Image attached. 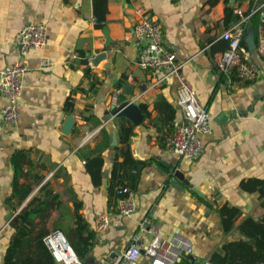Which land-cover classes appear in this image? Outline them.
Masks as SVG:
<instances>
[{
  "label": "crops",
  "instance_id": "0c3cea01",
  "mask_svg": "<svg viewBox=\"0 0 264 264\" xmlns=\"http://www.w3.org/2000/svg\"><path fill=\"white\" fill-rule=\"evenodd\" d=\"M253 2L0 0V69L17 60L15 36L21 27L46 26V44L25 56L19 122L0 121V264H5L18 227L26 233L15 242L13 264H57L39 242L57 228L77 255L86 250L83 262L91 256L88 264H101L132 243L145 216L163 238L178 233L188 239L191 253L182 252L177 261L212 264L210 253L235 236L223 230L218 208L240 209L235 226L246 216L264 213L258 186L250 189L253 181H264V13L255 15L243 31V43L262 76L254 81L228 79L215 64L227 46L220 38L231 23L225 21V8L234 19L237 7L247 10ZM140 9L159 23L165 46L183 62L182 74L210 114L197 159L164 148L171 132L154 104L161 95L176 106L177 83L168 80L148 88L152 73L138 67L132 33ZM98 53H105L104 58L91 66L87 58ZM43 58L50 61L49 69H40ZM125 84L133 87V94L142 92L136 103L147 102L141 121L115 116L92 141L77 148L84 133L112 113L109 98L114 92L119 94L117 106L129 100ZM142 84L144 91L138 86ZM5 104L0 94V110ZM128 129L131 134L124 138ZM174 169L182 171L197 192L175 177L180 186L172 184L169 173ZM110 186H127L133 192L131 215L118 217L111 210ZM37 205L42 208L33 215ZM23 212L33 218L21 224ZM106 213L109 223L97 231L95 224ZM138 263L148 264L143 250Z\"/></svg>",
  "mask_w": 264,
  "mask_h": 264
},
{
  "label": "built area",
  "instance_id": "2783aa9c",
  "mask_svg": "<svg viewBox=\"0 0 264 264\" xmlns=\"http://www.w3.org/2000/svg\"><path fill=\"white\" fill-rule=\"evenodd\" d=\"M234 11L236 18L220 34L227 46L215 57L216 68L225 78L236 76L241 80L254 81L262 76L263 71L251 61L250 52L243 43V31L255 15L264 13V0H254L247 10L237 7ZM137 12L141 13L132 27L138 48L136 63L140 69L152 73L148 88H157L168 80L177 83L175 104L180 117L173 122L174 130L164 138V148L187 159H197L202 151L201 135L210 129V114L200 104L196 92L182 74L183 62L178 61L175 54L165 46L159 23L146 16L141 9ZM15 43L18 49L17 60L10 67L0 69V94L6 98V104L0 110V121L12 124H17L20 119L19 98L27 70L25 56L29 50L41 49L46 44V26L41 23L25 24L17 32ZM259 50H262L261 46ZM93 57H88L87 62L90 63ZM50 67V61L43 58L40 69ZM118 95L116 91L109 98V104L114 108L118 103ZM141 96L142 92L130 95L129 101L136 103ZM115 116L116 113L112 111L101 125L85 132L77 148L92 141ZM119 192L124 196L117 199L111 210L118 217L129 216L135 210L133 192L127 186L120 187ZM108 223L109 215L102 214L95 224V229L104 230ZM1 232L2 228L0 234ZM42 240L57 264H86L78 257L61 229L49 231ZM142 250L148 264H175L181 253L190 254L192 247L188 239L178 233L163 238L154 221L145 216L138 222V232L134 235L132 243L119 255L101 264H139L138 257Z\"/></svg>",
  "mask_w": 264,
  "mask_h": 264
},
{
  "label": "trees",
  "instance_id": "16d2710c",
  "mask_svg": "<svg viewBox=\"0 0 264 264\" xmlns=\"http://www.w3.org/2000/svg\"><path fill=\"white\" fill-rule=\"evenodd\" d=\"M93 2L95 4L98 2V0H93ZM101 2L105 4L106 0H101ZM231 12L232 11H230L228 7L225 8V21L232 22L235 19L228 18V14ZM97 16H99L100 21L104 20V16L100 14H97ZM154 106L160 112H163L164 121H166L169 126V133L172 132L174 130L173 122L177 115L176 106L166 101V99L161 95L157 97ZM114 109L115 108H113L112 111ZM146 115H148V113L145 111L144 116ZM130 134L131 130H126V136H124V138H127ZM12 160L16 168V177V173L18 172V155H14ZM256 186H258L260 197L262 198L260 205L264 208V181H253V185L250 187V189H255ZM120 187L123 186H117L116 188L114 186L109 187L110 194L114 198L110 199L112 200V205L115 204L117 199L124 196L123 193L119 192ZM28 190L29 189H26L24 192L20 193V196L23 197L28 192ZM45 203L48 204L46 201ZM41 208L42 205H37L31 209V213L35 215L39 213ZM217 211L221 216V223L225 233L230 232L235 236L232 239L222 243L218 250L211 252L208 257V261L212 264H264V213L258 218H255L251 215L246 216L245 218H242V220L235 226V221H237L242 214L240 209L237 207H228L224 205L218 208ZM31 213L23 212L19 214V217L21 218V224L23 221L29 222L32 220L33 216H31ZM25 233L26 230H24L22 227L17 228V233L13 239V242L6 252L5 264H13L10 262V259L13 255L12 250L15 248V242L18 240V237L24 235ZM43 237L39 238V242L45 246L42 240ZM85 253L86 250L82 253L79 252L78 256L82 261L84 259ZM175 264H187V259L178 260Z\"/></svg>",
  "mask_w": 264,
  "mask_h": 264
},
{
  "label": "water",
  "instance_id": "95a60500",
  "mask_svg": "<svg viewBox=\"0 0 264 264\" xmlns=\"http://www.w3.org/2000/svg\"><path fill=\"white\" fill-rule=\"evenodd\" d=\"M105 56V53H98L96 54L93 59L90 62L91 66H95L101 59H103ZM140 88V91H144L146 88L145 84L138 85ZM124 94L127 95H133V87L129 84H125L123 86ZM147 108V102L141 101L139 103H134L129 100L121 102L114 110L113 112L116 113V116H126L129 119L133 121V123H138L141 121L142 118V111H144ZM116 143V136L113 132L112 135V144ZM169 176H171V183L177 186H180L178 183L174 182V177L179 179L181 182H183L185 185H188L191 189L197 192V190L193 187L191 183H189L188 179L183 176L182 171L178 169H174L173 171H170ZM92 257L87 256L84 260V263H92Z\"/></svg>",
  "mask_w": 264,
  "mask_h": 264
}]
</instances>
